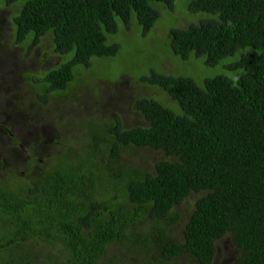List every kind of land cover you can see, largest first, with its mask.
I'll use <instances>...</instances> for the list:
<instances>
[{
	"label": "trees",
	"instance_id": "16d2710c",
	"mask_svg": "<svg viewBox=\"0 0 264 264\" xmlns=\"http://www.w3.org/2000/svg\"><path fill=\"white\" fill-rule=\"evenodd\" d=\"M168 17L178 72L112 77L123 33ZM0 51L18 107L80 117L33 132L23 173L0 153V264H222L226 239L264 264V0H0ZM114 94L143 124L95 109Z\"/></svg>",
	"mask_w": 264,
	"mask_h": 264
},
{
	"label": "rangeland",
	"instance_id": "374dc122",
	"mask_svg": "<svg viewBox=\"0 0 264 264\" xmlns=\"http://www.w3.org/2000/svg\"><path fill=\"white\" fill-rule=\"evenodd\" d=\"M180 14H185L182 11V7H178V10L175 15ZM181 19H183V17L178 16L175 22H182ZM172 25H174V23H172L171 18L168 17L162 22L161 26L156 27L154 31H151L149 33L144 34L142 30L138 27L132 28L128 33H123L124 35L120 37V53L114 59L112 58L111 61L109 60L110 62L106 63L111 66V63H113V71L111 72V76H121L122 74L131 72L132 76L138 77L140 74L147 73L149 68L155 67V63L158 59L164 60V58L168 57L167 54L169 53L167 42L168 34L173 28L170 27ZM180 25L182 24H178V26ZM162 26L167 28H163ZM0 53L2 52L0 51ZM174 62L175 61H173L172 58L170 60L166 58L164 60L162 68L167 72H178L173 65ZM139 65L142 68L138 70L135 69L138 68ZM27 66L29 67L30 64H27ZM99 67L100 66H97L94 69L97 74L99 72L102 76H110V71L102 70ZM182 72L184 73L185 71L183 70ZM186 72L193 75V73H191L192 71H190L189 69ZM2 85L3 81L0 79V121L2 120V116H8L9 118L7 117V121L13 123V129L11 130L10 134H12L9 137L5 135V132H3V130H0V153H2L3 157H6L8 153H11L16 161H11L10 165L12 166V168H15L16 171L23 173L27 167L26 155H29V153L31 152L29 150L30 144H27V142L30 138V135L35 136V133L32 132H41L42 135L46 137L42 140V142L52 141L54 138L58 139L59 142H61V140L57 136L52 135L54 129L60 128L61 130H71L72 127L68 124H70L71 122H80V117L66 119L63 116L62 118L58 119L55 116V113H57V111L54 112V108L52 106H50L51 110H49V106H38L39 104H35L32 100H27V109H22L17 106V98H19V95L15 94V92L13 91V81L7 83L9 92L5 90V88H2ZM150 92L152 94L154 93L152 89ZM14 97L16 99L13 100L12 98ZM84 99H86L85 96L82 97L81 100L79 99L81 107L83 105L81 101H83ZM123 100H125V98L118 97L114 94V96H111L110 102H106L105 104L100 105L98 108L96 107L95 109L101 112V115H105L106 106L113 107L112 110L117 111L121 114V117L123 118V121L127 126L143 124V121L140 120L137 115L130 113V109L127 107L128 105ZM72 101L73 99L71 97H62L53 98L51 100V103L61 105L62 103H71ZM18 109H22L23 111H19ZM13 120H15L16 122H14ZM55 121L57 122V124L55 123ZM17 125H19L18 127L20 128L23 126L27 128L21 131V136L17 135V129L19 130V128H17ZM15 128L17 129L15 130ZM15 137H17V139L19 140V143L17 144L13 143ZM21 138L23 142H21ZM34 139L35 137H33V140ZM63 142H65V139L63 140ZM14 145L16 147V150L11 151L10 149L14 148ZM34 155L40 157L41 153L39 152V154ZM226 240L219 244L218 252L224 255V260L222 261V264H232L233 260L236 258L235 255H233L232 250L235 249L236 254L238 250L230 241L226 242Z\"/></svg>",
	"mask_w": 264,
	"mask_h": 264
},
{
	"label": "flooded vegetation",
	"instance_id": "af4514ba",
	"mask_svg": "<svg viewBox=\"0 0 264 264\" xmlns=\"http://www.w3.org/2000/svg\"><path fill=\"white\" fill-rule=\"evenodd\" d=\"M14 122H16L15 120H13ZM19 129H20V127H18ZM33 133V132H32ZM30 138H29V140L31 139V135L29 136ZM29 140H28V142H27V144L29 143ZM25 141V140H24Z\"/></svg>",
	"mask_w": 264,
	"mask_h": 264
}]
</instances>
